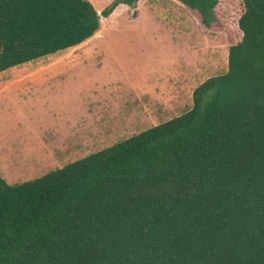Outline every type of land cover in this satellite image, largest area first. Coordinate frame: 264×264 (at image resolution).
<instances>
[{"label": "trees", "instance_id": "trees-1", "mask_svg": "<svg viewBox=\"0 0 264 264\" xmlns=\"http://www.w3.org/2000/svg\"><path fill=\"white\" fill-rule=\"evenodd\" d=\"M137 1L0 0V72ZM176 1L224 28L226 70L176 116L38 177H0V264H264V0Z\"/></svg>", "mask_w": 264, "mask_h": 264}, {"label": "rangeland", "instance_id": "rangeland-1", "mask_svg": "<svg viewBox=\"0 0 264 264\" xmlns=\"http://www.w3.org/2000/svg\"><path fill=\"white\" fill-rule=\"evenodd\" d=\"M110 1L92 4L101 10ZM100 19L82 43L0 72V177L7 183L38 177L182 113L192 90L227 68L224 28H202L176 0L120 4ZM43 77L55 78L5 83ZM43 138L50 149L37 158ZM10 147L24 148L27 159L12 163Z\"/></svg>", "mask_w": 264, "mask_h": 264}, {"label": "crops", "instance_id": "crops-1", "mask_svg": "<svg viewBox=\"0 0 264 264\" xmlns=\"http://www.w3.org/2000/svg\"><path fill=\"white\" fill-rule=\"evenodd\" d=\"M91 3L92 2H94V0H89ZM139 1V0H138ZM137 1V2H138ZM136 2V3H137ZM120 5V4H119ZM127 6V5H126ZM97 11H99L98 9H96ZM114 11V10H113ZM112 11V12H113ZM111 12V13H112ZM110 13V14H111ZM101 20V19H100ZM105 30V29H104ZM55 77H53V78H51V77H43L42 79H41V81H38V82H34V81H5V83L6 84H34V83H41V82H46V81H50V80H52V79H54ZM25 80V79H24ZM26 80H33V79H26ZM167 82L169 83V84H171V82H170V80L169 79H167ZM5 88H7V87H5ZM4 88V89H5ZM30 89V88H29ZM1 92H3V91H1ZM165 104H166V102H165ZM70 131V130H69ZM53 136V135H52ZM55 136H57V135H55ZM54 137V136H53ZM52 137H50L49 138V141H52V139H51ZM39 144H40V150H39V153L37 154V153H35V155L34 156H36L37 158L38 157H41L42 155H44L45 153H46V151H48L50 148V144H49V142L48 141H46V140H44V138H43V140H41L40 142H39ZM62 146V145H61ZM11 148V147H10ZM28 149H30V148H28ZM26 151H27V149H26ZM28 152V151H27ZM27 152H26V155H25V152H24V148H19L18 150H15V148H11L10 150H9V157L11 158V162L12 163H17V164H20V163H23L22 161L24 160V159H27V157H28V154H27ZM31 154V153H30ZM11 163V164H12Z\"/></svg>", "mask_w": 264, "mask_h": 264}, {"label": "water", "instance_id": "water-1", "mask_svg": "<svg viewBox=\"0 0 264 264\" xmlns=\"http://www.w3.org/2000/svg\"><path fill=\"white\" fill-rule=\"evenodd\" d=\"M96 18H97V19H100L101 17H100V15H99V14H97Z\"/></svg>", "mask_w": 264, "mask_h": 264}]
</instances>
